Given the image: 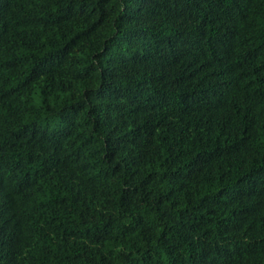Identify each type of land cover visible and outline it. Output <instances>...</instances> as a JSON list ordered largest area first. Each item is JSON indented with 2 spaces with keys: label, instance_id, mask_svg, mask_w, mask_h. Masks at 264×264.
Listing matches in <instances>:
<instances>
[{
  "label": "trees",
  "instance_id": "16d2710c",
  "mask_svg": "<svg viewBox=\"0 0 264 264\" xmlns=\"http://www.w3.org/2000/svg\"><path fill=\"white\" fill-rule=\"evenodd\" d=\"M0 264H264V0H0Z\"/></svg>",
  "mask_w": 264,
  "mask_h": 264
}]
</instances>
